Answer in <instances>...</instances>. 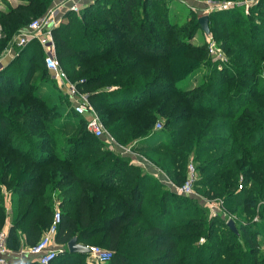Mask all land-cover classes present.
<instances>
[{
    "label": "trees",
    "instance_id": "1",
    "mask_svg": "<svg viewBox=\"0 0 264 264\" xmlns=\"http://www.w3.org/2000/svg\"><path fill=\"white\" fill-rule=\"evenodd\" d=\"M51 1L0 9V51L16 15H37ZM167 1L92 0L65 11L51 30L55 54L109 132L124 144L138 137L133 149L154 153L172 183H182L192 154L193 188L232 209L236 232L221 213L210 215L196 197L108 148L65 93L49 102L41 90L51 73L30 40L0 67V229L8 221V249L34 244L57 206L55 243L75 235L109 249L97 264H264L256 239L264 227V0L243 15L236 6L207 13L212 37L229 47L225 60L191 42L196 16L171 21ZM198 70V83L179 84ZM158 114L163 125L154 130ZM85 257L64 249L47 264H87Z\"/></svg>",
    "mask_w": 264,
    "mask_h": 264
},
{
    "label": "built area",
    "instance_id": "2",
    "mask_svg": "<svg viewBox=\"0 0 264 264\" xmlns=\"http://www.w3.org/2000/svg\"><path fill=\"white\" fill-rule=\"evenodd\" d=\"M240 3H244L243 0H237L234 2L224 1L220 6L215 8L226 9L228 7L236 6ZM81 0H53L50 6L45 10L39 17L31 20L16 36L14 39V45L20 47L26 44L30 40H36L43 50V61L47 70L57 80L60 87L63 89V93L68 96V99L72 103L74 110L83 117L85 121L86 129L91 132L94 136L99 137L108 148L116 150L121 154L130 157L132 162L143 163L136 156L130 147L119 146L111 134L105 129L102 121L98 117L97 112L89 102L87 95L83 92L75 82H70L65 78V75L59 65V61L55 54L54 41L52 37V28L56 27L61 20V15L65 11H78L81 6ZM210 8V7H209ZM208 51L211 50L207 47ZM215 59L224 60L217 56ZM160 124L157 123L156 128H159ZM138 161V162H137ZM147 167V166H146ZM148 168V167H147ZM155 173L154 171H152ZM156 174V173H155ZM158 176V175H157ZM159 177V176H158ZM196 177L194 167L192 163H188L184 180L180 184L172 183L168 178L161 175L159 179L164 182L171 190L178 194L189 195L196 197L200 200L203 205L207 208L210 215L216 213L222 214V209L218 207L215 200L202 198L199 194L194 191L193 181ZM221 202L220 199L217 200ZM60 214L56 206L53 208L51 220L47 228L42 232L38 240L22 249L17 250V254L20 255L25 249L29 256L37 261L39 264H47L51 258H53L58 252L66 249L65 244L60 245L55 243L53 235L56 230L57 223L59 222ZM228 219V218H227ZM5 230L0 229V264H8L10 250L5 245ZM87 254L94 259L96 263H103L111 256V251L107 248L100 247L95 244H88ZM16 255V254H15ZM20 256H18V259ZM21 258L19 259V261Z\"/></svg>",
    "mask_w": 264,
    "mask_h": 264
},
{
    "label": "rangeland",
    "instance_id": "3",
    "mask_svg": "<svg viewBox=\"0 0 264 264\" xmlns=\"http://www.w3.org/2000/svg\"><path fill=\"white\" fill-rule=\"evenodd\" d=\"M5 4V7L7 4L11 5V3H9L8 0H0ZM167 1V0H166ZM224 1H229V2H234L235 0H168L167 1V5H168V9H169V18L171 21L175 22V23H183L184 21H186L188 18L191 17L190 13L195 15L196 18L197 16L201 15V14H207L208 12L212 11V10H217L218 8H215L217 6H220ZM237 1V0H236ZM244 3H240L238 5H236V7H238L241 10V14H246L247 13V7L248 4H251L252 2L256 1V0H243ZM53 2V0L50 2V4ZM89 2H92V0H89L86 3L81 4L80 8L84 5L87 4ZM50 4L48 6H46L45 10L50 6ZM210 7V8H209ZM235 7V6H233ZM231 8V7H228ZM223 9V8H221ZM45 10L43 12H40L41 14H43L45 12ZM79 11V10H78ZM76 11V12H78ZM34 14L32 15L31 13H21L19 15L15 16V19L17 21V28H15L12 32H10V34L7 37V42L5 44V46L2 48V50L0 51V57H2L3 55H5L4 53L7 51V48L10 46H15L16 48H20L16 45H14V39L16 38L17 34L33 19L39 17L41 14ZM65 13V12H63ZM62 13V15H63ZM62 15L60 17H62ZM208 23V20H207ZM198 24V23H197ZM220 27V24H218ZM4 27V26H3ZM209 28V25H208ZM1 29H0V39L4 40L3 38L5 37V34H1ZM191 42L193 44H199V43H204L207 45V47H210L211 50L208 51V55L211 57V60H216L215 58L217 56H219V58L222 59H227V51H229V47H222L220 45V42H216L215 39L212 37L211 35V31L209 30V35L205 36L204 33L201 31V29L199 28V26H197L192 38H191ZM25 45V44H24ZM23 45V46H24ZM55 48V47H54ZM232 52V51H231ZM36 61V66L39 65V67L37 68H42V65H40V63H37L39 60L36 56L35 58ZM6 64L0 62V67L4 66ZM65 78L70 81V82H75L74 80H71L69 78V76L67 75V73L65 72V70L61 67ZM49 74V73H48ZM201 74L202 71H196L195 74L183 79L182 81L179 82L180 85L182 86H191V85H195L196 83H198L201 79ZM36 76V74L34 75V77ZM48 86L43 88L41 90V94L42 95H48L49 98V102H56L57 101V93H62L63 94V89L62 87L59 86L57 80L51 75L49 74L48 76ZM78 80V79H77ZM83 91V90H82ZM85 92V91H83ZM51 93V94H49ZM65 97V95L63 96ZM88 98V97H87ZM89 100V99H88ZM90 102V101H89ZM92 105V104H91ZM93 106V105H92ZM94 108V107H93ZM95 110V109H94ZM96 111V110H95ZM98 114V113H97ZM99 117V115H98ZM100 118V117H99ZM101 120V119H100ZM103 123V122H102ZM160 124V126L163 125V117L161 115H156V118L154 119L153 123H152V128L154 130L158 129L156 128V125ZM104 125V124H103ZM105 129L109 132V130L107 129V127L104 125ZM177 127V126H175ZM110 133V132H109ZM111 134V133H110ZM111 136L114 138L115 142L119 145V146H126V147H130V149L135 152L136 156L139 157V159L141 161H143L144 164L142 163H137L140 166H142L143 168H146V166L149 168V171H154L159 177L161 175L167 177V174L160 168V166H158L157 164L154 163V160H152L153 157H155L154 153H150L151 157L149 158L147 156V154H149V152H145V154L142 151H138L136 149H133L134 145H138V143H140V139L134 138L133 140H130V142H128L127 144H124L122 142H120L119 140H117V138L111 134ZM104 143V142H103ZM116 151V150H114ZM138 162V161H137ZM136 163V162H135ZM188 163H192L194 170H195V174L196 173V162L192 159V154H188L186 162H185V167L187 169V165ZM241 179V176H239V180ZM194 191L199 194L198 190ZM198 191V192H197ZM200 196H202V198H207L204 195H201V193L199 194ZM207 199H211V200H215L217 202L218 207H220V209H222V216L223 218H231L233 219V221L236 219L235 213L232 211V209H228L225 206L222 205L221 202H218L217 200L219 198L215 197V198H207ZM258 218V214H253L250 221H254L257 220ZM235 224V221H234ZM202 237L199 238V241H201ZM256 239L259 241V243H261L260 248L262 249V251L264 250V227L261 228V230L258 232V234L256 235ZM98 245V244H95ZM100 246V245H98ZM103 247V246H100ZM105 248V247H104ZM8 249V248H7ZM10 250V249H9ZM12 251V250H10ZM85 263L87 264H97L94 259H92L87 253H86V257H85Z\"/></svg>",
    "mask_w": 264,
    "mask_h": 264
},
{
    "label": "water",
    "instance_id": "4",
    "mask_svg": "<svg viewBox=\"0 0 264 264\" xmlns=\"http://www.w3.org/2000/svg\"><path fill=\"white\" fill-rule=\"evenodd\" d=\"M207 14H201L197 16L196 22L198 23L199 28L204 33L205 36L209 35V28L207 23ZM226 225L233 231L236 232V227L233 219H226ZM65 248L67 251H77V252H88V246L80 243L76 240L75 235L70 236L65 242Z\"/></svg>",
    "mask_w": 264,
    "mask_h": 264
},
{
    "label": "crops",
    "instance_id": "5",
    "mask_svg": "<svg viewBox=\"0 0 264 264\" xmlns=\"http://www.w3.org/2000/svg\"><path fill=\"white\" fill-rule=\"evenodd\" d=\"M9 1V3H11L12 5H14V4H16L17 2H19V0H8ZM89 0H81V3H86V2H88ZM6 7H5V4L2 2V1H0V9L2 10V9H5ZM16 50H17V48L15 47V46H9L8 48H7V51L4 53L5 55H3L2 57H0V62H2V63H5V62H7L11 57H12V55H14L15 54V52H16ZM147 169H149V168H147ZM150 172H152V171H150ZM57 207V206H56ZM6 226H8V221H6V223H5V225H4V227H3V229L5 230V227ZM24 247H26V246H23V245H21L19 248H17V249H15V250H12V251H10L9 253L10 254H8V260H9V263L8 264H20V263H22V262H24V261H27V260H33L30 256H29V254L26 252V250L24 249L23 251H22V253L20 254V255H18L17 254V250H19V249H22V248H24ZM16 254V255H15ZM18 256H20V258H21V260L19 261V259H18ZM90 264V263H89Z\"/></svg>",
    "mask_w": 264,
    "mask_h": 264
}]
</instances>
